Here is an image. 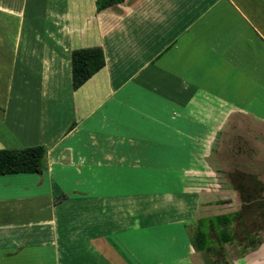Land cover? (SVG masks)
<instances>
[{"label":"crops","instance_id":"0c3cea01","mask_svg":"<svg viewBox=\"0 0 264 264\" xmlns=\"http://www.w3.org/2000/svg\"><path fill=\"white\" fill-rule=\"evenodd\" d=\"M57 2L40 1L43 10L38 14L35 0H0V148L41 144L47 150L44 172L0 175L2 242L8 243L3 235L8 227L15 229L11 240L19 241L17 246H0V264H264V232L244 231L238 238L230 232L232 241L221 243L218 238L214 250L208 236V247L198 250L191 243L192 230L183 226L201 217L240 213L248 205L241 187L225 183L214 202L205 199L206 189L195 192L192 203L181 202L185 193L179 191L149 195L157 199L155 203L141 200L147 197L144 194H127V202L140 198L139 202L119 208L109 201L103 203L108 188L99 190L88 184V178L98 180L100 175L85 172L81 163L100 159L84 155L79 146L83 145L80 137L98 135L93 131L94 118L101 109L105 117L115 120L116 108L110 105L127 99L123 91L127 83L138 84L139 96L149 94L147 84H156L157 100L164 99L163 85L170 83L168 97L178 112L181 99L188 100L192 84L200 82L197 73L201 68L209 67L210 74L219 68L222 87L213 93L215 100H226L229 92L240 103L264 99V0H127L123 17L127 22L117 29L123 31L127 54L119 61L116 45L111 51L97 44L103 50V67L76 89L70 88V52L88 45H66L70 34L66 31L71 27L64 22L54 28L45 26L47 18L53 20L48 14ZM136 2H140L139 10L131 5ZM55 14L59 20L70 17L64 10ZM5 18L18 20L6 50ZM25 19L39 26H25ZM121 80L124 84L117 88ZM180 83L187 84L188 90L182 93ZM241 113L250 116L254 126L251 138L241 136V146L237 145L240 152L250 151V171L243 165L239 168L245 178L259 185L256 191L261 198L256 200L264 211V157L259 155L264 150V120L256 122L253 114L262 115L255 110L252 115ZM69 168L77 184L83 180L89 187L55 188L53 172L67 173ZM18 174L28 175L23 180H31L36 190L26 183V190L12 188ZM56 191L63 198L60 202H66L67 214L60 219L54 217L57 203L51 202ZM161 195H171V201ZM76 196L82 198L72 202ZM114 198L109 194L106 199ZM240 215L235 217L238 222ZM261 218L264 228V213Z\"/></svg>","mask_w":264,"mask_h":264},{"label":"rangeland","instance_id":"374dc122","mask_svg":"<svg viewBox=\"0 0 264 264\" xmlns=\"http://www.w3.org/2000/svg\"><path fill=\"white\" fill-rule=\"evenodd\" d=\"M35 1L38 6L35 4L34 7L37 6L36 13L39 14L43 10L40 7L42 5H40V1L43 0ZM95 3L96 0H58L57 4L52 7L53 11L50 12V15L47 13L48 17L52 16L53 18V20L47 18L45 25L47 28L58 27L63 25V22L65 26L71 27L66 31L70 33L66 45L73 48L75 43L88 45L75 48L70 52L69 69L73 76L70 88L73 89L78 88L103 67V50L97 44L101 43L104 49L111 51L116 45V57L119 61L120 57L127 54V43L124 42L123 31H117L121 25L124 26V23L127 22L123 18L127 12V0H120L103 8H96ZM131 5H133V9L139 10L140 2ZM148 5L150 6V4ZM30 6L32 5L30 4ZM63 10L68 12L70 17L68 16L66 20H59L57 17L59 15L55 12L59 14V11L63 12ZM75 12L78 13L77 18L74 17ZM17 23L18 20L16 19H3L5 50L13 42L11 32L17 29ZM24 23L25 26L33 28L39 26L38 22L35 23L31 19L23 20ZM36 37L37 35H35ZM99 58L102 59L101 65L96 67ZM197 69L200 70V68ZM78 72L81 75L86 74V77L79 84H76L75 74ZM212 72L214 73L210 74L209 67L201 68V71L197 73L198 77L196 76L200 82L192 84L193 93L191 92V97L188 100L186 97L181 99V107L178 112L172 106L170 83L163 85L164 99L159 98L157 100L154 97V85L156 84H147L149 94L139 96L137 94L140 89L138 84H124L123 80L117 82V88L125 85L123 91L127 92V99L124 100L125 97L121 101L118 99L110 105L113 110L116 108L115 120L109 115L105 117V112L101 109L94 118L97 123L93 131H96L98 135L92 136V138L88 135H85L84 138L83 136L80 137L83 139V145H79L84 155H92V157L100 159L99 162L92 164L89 162L81 164L85 165L83 168L85 172L99 173L100 175L98 180L92 177L87 179L90 187L99 190L102 188L109 189V192L106 191L103 195L105 197L103 203L109 201L110 204L122 208L127 207V203L139 202L140 198H138L139 200L128 198L127 202V194H144L147 197H143L141 200L147 203H155L157 199H153L155 197H149V195L175 191L185 193L181 195V202L192 203L193 197H195L194 193H199L201 189H206L209 193L205 199L214 202L215 198L220 195V190H223L225 183L233 187H242V189L246 186L243 191L245 194L250 192L251 201H246L248 205L241 208L240 218L242 220L238 222L236 218L227 227V230L236 238L243 236L245 232L250 234L257 231L256 235L264 232V228L261 226L262 221H259V218L262 219L264 211L259 210L262 203H257L261 195H257L256 190L260 187L251 178L250 180L245 178L239 168L243 165L250 171L251 153L250 151L248 153L240 152L242 143L240 139L242 137L251 138V129L254 126L251 123V117L241 113V110L249 112L251 115L252 110H255L262 115L259 117L253 114L257 119L261 118V121L256 119V122H262L264 120V99L243 100L240 103L241 100L235 101L231 97L234 93L229 92L227 96L224 95L226 100H215L213 93L219 92L222 85L218 83L219 68H213ZM4 85L7 84L3 83L5 88ZM180 90L182 93L184 90L187 91L188 85L180 83ZM246 90L245 87L244 94H247ZM160 94L162 95V93ZM127 123L133 126L132 130L129 129ZM239 143L240 146H237ZM259 155L263 158L264 150L261 149ZM70 168L67 173L53 172L51 178L53 186L67 189L89 187V185L82 183L83 180H80L81 184H77V180L71 175ZM27 176L18 174L14 179L18 180L16 181L17 185L12 183V188L26 190L24 189L26 183L29 189L36 190L35 184L33 185L31 180L28 182L23 180ZM48 181L50 180H45L43 183L42 188L46 187L43 189L44 191L48 190L46 186ZM14 193H18V191L14 190ZM109 194L110 196L114 195L115 198L106 199ZM80 197H72L71 201L75 202L77 200L75 198ZM161 197H166L168 199L165 200L171 201L172 196L161 195ZM62 199L58 191L54 192L51 202L53 205L57 203L54 211V217L57 219L61 218V214H67L65 211L66 202H60ZM229 201L234 203L235 200L229 199ZM116 211L118 214L122 213ZM73 217L75 218V215ZM183 226H185V230H192L193 232L191 223L185 222ZM13 229L8 227L3 232L8 243L2 242L0 230V246L6 244L5 246L13 247L19 244V241L11 240L14 236ZM208 236L212 241L211 250H214V246L218 242L217 232L213 228H209ZM236 250L234 247V251Z\"/></svg>","mask_w":264,"mask_h":264},{"label":"trees","instance_id":"16d2710c","mask_svg":"<svg viewBox=\"0 0 264 264\" xmlns=\"http://www.w3.org/2000/svg\"><path fill=\"white\" fill-rule=\"evenodd\" d=\"M117 1L120 0H96L95 4L96 8H103ZM101 61V58L97 60L96 67L101 65ZM79 75H81L79 72L78 74H75V81L77 82L76 84H79L82 79L86 77V74H82L80 78ZM46 154V147L41 144L14 148H0V175L17 173H41L44 169H46L47 166ZM245 187L246 186H244V188ZM249 193H244L242 195L245 201H250ZM239 214L240 213L238 211H235L231 213H220L208 217L198 218L194 224H192L193 235L191 237V243L198 250H204L207 248L209 245V228H213L217 232V236L221 243L231 242L232 234L229 230H227V227L230 226L235 217Z\"/></svg>","mask_w":264,"mask_h":264}]
</instances>
